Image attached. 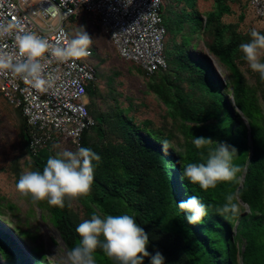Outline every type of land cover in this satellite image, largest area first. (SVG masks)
Masks as SVG:
<instances>
[{
  "label": "trees",
  "instance_id": "1",
  "mask_svg": "<svg viewBox=\"0 0 264 264\" xmlns=\"http://www.w3.org/2000/svg\"><path fill=\"white\" fill-rule=\"evenodd\" d=\"M161 1L162 22L167 37L171 36L168 43L167 37L165 41L168 68L147 77L138 66L130 64L133 70L148 79V92L163 102L168 119L175 122L184 135L185 152L175 150L174 130L159 127L151 119L137 122L135 116H129L134 112V105L127 111L111 105L104 111L98 108L97 101L103 96L99 97L95 82L99 79L98 69L106 60H99L95 65L92 55L90 60L96 70V81L88 85L86 98L87 109L95 123L83 131L80 147L91 149L101 159L93 161L94 180L90 193L74 201L86 219L97 210L104 215H131L149 235L147 250L153 255L159 251L165 257V264H264V114L258 99L260 89H257L261 79L259 75L257 85H249L239 67V61L245 60L239 46L252 39V30L246 22L248 8L252 11L251 0L249 4H242L241 0H213L210 11L202 14L197 7L194 12L193 18L201 20L204 31L202 39L193 35V40L199 46V41L210 37L211 42H205V46L229 70L227 83L215 77L210 60L201 52L191 50L182 40L177 41L185 24L180 20L185 16L181 12L191 13L190 3L187 0ZM197 2L194 0L196 6ZM233 5L240 7V13ZM169 10H172V16ZM233 17L236 21L226 20ZM186 21L189 22L187 17ZM225 37H230L227 44ZM169 44L172 48L183 47L187 54L182 57L177 51L172 52L174 60L169 59L166 51ZM181 59V66L186 68L176 73L173 64L178 65ZM260 60L264 62V55ZM199 67L201 71L197 70ZM114 79L110 82L114 83ZM197 79L208 85L206 95L198 92L199 96L190 90ZM230 95L234 99L233 105L229 101ZM199 98L203 101L198 102ZM11 107L19 119V135L27 158L25 169L42 172L47 159L60 151L57 147L61 143L55 141L39 147L38 151L32 149V132L38 131L31 127L21 109ZM238 112L247 118L248 124ZM195 137L211 138L214 142L196 148L192 142ZM164 141H168L167 149L163 147ZM215 141L226 142L237 149L233 164L241 166L243 171L237 174L238 179L220 182L205 191L184 178L182 169L189 162H205L209 150L217 147ZM69 144L77 150L78 147ZM22 172L15 173L16 184ZM233 193H238L235 202L239 212L236 215L219 214L217 208L223 206L227 195ZM193 195L207 208V215L194 225L187 222L189 213L178 207L179 202ZM36 203L49 214L68 251L80 243L76 228L84 220L81 221L75 212L72 200L66 198L64 207L50 206L46 200ZM245 206L251 212L246 213ZM0 208L3 210L2 206ZM14 232L0 222V264H49L39 247L27 249ZM22 234L34 242V236ZM93 255L96 264H117L99 247ZM144 264H150V257H145Z\"/></svg>",
  "mask_w": 264,
  "mask_h": 264
},
{
  "label": "built area",
  "instance_id": "2",
  "mask_svg": "<svg viewBox=\"0 0 264 264\" xmlns=\"http://www.w3.org/2000/svg\"><path fill=\"white\" fill-rule=\"evenodd\" d=\"M0 0V25L8 32L0 36V51L15 53L17 34L32 32L56 44L70 40L66 22L87 14L97 21L119 57L138 66L151 77L168 68L165 57L166 29L161 17V0ZM250 7L264 25V0H251ZM91 55L59 61L49 53L42 60L43 78L50 84L37 88L10 71L0 72V93L22 110L32 132L31 148L63 139L80 147L83 131L94 125L87 109V87L96 80ZM40 147V148H39ZM38 149V150H37ZM248 212H250L248 210Z\"/></svg>",
  "mask_w": 264,
  "mask_h": 264
},
{
  "label": "clouds",
  "instance_id": "3",
  "mask_svg": "<svg viewBox=\"0 0 264 264\" xmlns=\"http://www.w3.org/2000/svg\"><path fill=\"white\" fill-rule=\"evenodd\" d=\"M131 3L132 0L127 4ZM7 32L8 28L0 25V36ZM21 33L15 37L17 52L0 51V72L10 71L26 82H34L37 88L51 83L42 75V60L47 59L46 53L59 61L91 55L89 48L92 38L83 29L73 39L60 37L56 44L32 32L21 29ZM251 37V41L241 44L239 50L250 69L258 72L264 81V62L260 60L261 55H264V34L253 29ZM229 42L230 37H225L224 43ZM192 142L196 148H201L214 141L211 138L195 137ZM215 143L217 147L209 150L205 162H189L182 169L184 178L192 184H198L205 191L215 188L220 182L238 179L237 174L243 171L241 166L233 164L237 149L226 142ZM163 147L168 148V141L163 142ZM100 159L97 153L86 147H78L76 151H58L55 156L47 159L42 172H23L16 189L22 196L30 197L33 203L46 200L50 206L64 207L66 198L76 200L90 193L94 180L93 161L98 162ZM237 197L238 193L227 195L226 202L217 208V212L221 215H236L239 212V205L235 202ZM178 207L189 213L186 219L192 225L201 222L207 215L206 205L195 195L179 202ZM76 232L81 240L67 252L68 264H96L93 253L98 247L117 264H144L145 257H150V264H165V257L159 251L153 255L147 250L149 235L131 215H104L97 210L91 214L90 219L77 226Z\"/></svg>",
  "mask_w": 264,
  "mask_h": 264
},
{
  "label": "rangeland",
  "instance_id": "4",
  "mask_svg": "<svg viewBox=\"0 0 264 264\" xmlns=\"http://www.w3.org/2000/svg\"><path fill=\"white\" fill-rule=\"evenodd\" d=\"M32 2L38 3L39 0H32ZM187 2L190 3L188 8L191 10V13L181 12L185 14V16H181L180 20L185 24L183 26L181 38L178 37L177 41L180 42L182 40L191 47V50L201 52L204 57L210 60L215 77L220 79L221 82L227 83L230 75L229 70L218 58L213 56L205 46V42H211L210 37H204L203 41H199V46H197L193 40V35L202 39L204 31V28L201 27V20L197 17L196 19L193 18L194 12H196L197 7L202 14L210 11L213 7V0H198L197 6L194 0H187ZM241 2L242 4H249V0H241ZM233 7L237 13H240V7L238 5H233ZM178 10H180V7H178ZM247 13L249 16L246 22H248L247 26L250 30L255 29L256 31H261L260 33H264V25L255 19L249 8ZM169 14L171 16L173 15L172 10H169ZM186 17L189 19V22L186 21ZM226 20L232 22L236 21V18H227ZM191 24L193 25L191 26ZM195 24L197 26H195ZM66 26L72 39L76 37L80 29L86 31L92 38V44L89 50H91L94 55L93 64L98 65L99 60H106L98 69V81L95 80L96 86L99 89V97L103 96L102 99L97 101L98 108L104 111L111 105L112 107L116 106L120 110L127 111L130 109V106L132 107V105H134V112L130 113L129 116H135L137 122L151 119L159 127L169 128L171 132L174 130L175 138L173 140V145L175 150L184 153L186 147L184 135L179 131V128V130L177 129L175 122L168 119L163 102L157 98L155 94L148 92V79L133 70L130 63L119 58L112 43L103 33L97 21L86 14L80 19L74 21L72 19L69 20ZM192 27L193 32L191 31ZM170 37V35L167 37V43ZM200 38H198V40H201ZM166 51L168 57H170L169 59L172 60H174L172 52L177 51L182 57L187 54L183 47L172 48L170 44ZM182 63L181 59L178 61V65L173 64L176 73L182 72L183 69L186 68L181 66ZM239 67L245 76V81L249 85L255 87L259 79V73L252 71L246 60L243 62L239 61ZM197 70L201 71L202 68L199 67ZM111 78H115L114 83H112V81L110 82ZM207 87L208 85L206 83L197 79V81H194L190 90L206 95L208 93ZM258 88L260 89L258 95L259 104L264 114V99L262 98L264 95V83L262 80L260 81L259 87L257 86V89ZM200 101H203V99L199 98L198 102ZM229 101L233 105L234 99L232 95L229 96ZM241 117L242 120L248 124L247 118L242 115ZM171 132L167 134L171 135ZM19 133V119L15 115L11 105L0 95V206L3 207V210L2 208H0V210L3 212L2 218L4 219L0 222L9 230L16 231L14 233L20 238L21 244L27 249L39 247L41 249L40 253L49 264H68V250L61 240L58 230L53 225L49 214L38 206L37 203H33L30 197L22 196L16 189L15 173L21 170H23V172L30 171L29 169H25L27 158L24 154L25 148L23 147ZM57 148L60 151L64 149L74 151L69 141H65V139L62 140L61 146L59 145ZM72 206L75 208L74 210L77 212L80 220H85L86 217L83 210L77 206L74 200H72ZM248 210L250 211V208H246V213H249ZM22 233H28L30 237L34 236V242L29 240L28 236H24ZM30 261L33 263L34 260L31 258Z\"/></svg>",
  "mask_w": 264,
  "mask_h": 264
}]
</instances>
